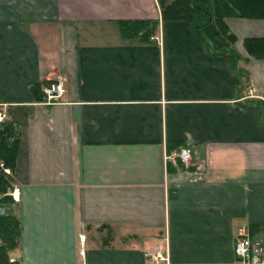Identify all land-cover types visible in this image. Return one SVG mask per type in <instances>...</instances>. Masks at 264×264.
I'll list each match as a JSON object with an SVG mask.
<instances>
[{"label":"crops","instance_id":"obj_1","mask_svg":"<svg viewBox=\"0 0 264 264\" xmlns=\"http://www.w3.org/2000/svg\"><path fill=\"white\" fill-rule=\"evenodd\" d=\"M210 1L236 42L165 21L160 0H0L21 264H238L241 229L264 242V58L244 46L264 18ZM144 19L157 33L126 39L120 21ZM51 82L65 92L46 104ZM186 144L196 181L167 158Z\"/></svg>","mask_w":264,"mask_h":264},{"label":"trees","instance_id":"obj_2","mask_svg":"<svg viewBox=\"0 0 264 264\" xmlns=\"http://www.w3.org/2000/svg\"><path fill=\"white\" fill-rule=\"evenodd\" d=\"M226 15L246 18H264V0H220ZM165 21L185 20L193 23L201 33L202 28L211 22L218 27V35L232 43L237 36L231 32L223 18H214L210 0H160ZM122 34L126 39L140 38L148 41L159 29V21L153 19L122 20ZM246 50L257 58H264V37H248L244 40ZM41 85L33 87L39 93ZM19 132L10 121L0 123V194L1 203L13 202L10 192L13 189V173L16 170L19 153ZM172 168V167H171ZM7 169L11 173H7ZM173 169V168H172ZM8 202V203H7ZM21 222L14 214L0 216V264H21L11 261L12 254L20 244Z\"/></svg>","mask_w":264,"mask_h":264},{"label":"built area","instance_id":"obj_3","mask_svg":"<svg viewBox=\"0 0 264 264\" xmlns=\"http://www.w3.org/2000/svg\"><path fill=\"white\" fill-rule=\"evenodd\" d=\"M65 88L60 82H51L44 88V103L54 104L58 102L64 95ZM5 115L0 113V123L5 120ZM168 160L175 166L180 167V173L184 177V181H196L202 175L203 171L199 169H191L193 161V151L190 145H182L173 154L168 155ZM1 199V198H0ZM7 214L3 207H0V215ZM87 234L80 235V241L85 243ZM235 254L238 264H264V242L253 237L248 231L241 229L235 239ZM145 256L156 262L168 259V253L162 248L156 247L154 251H146ZM11 261H15L14 258Z\"/></svg>","mask_w":264,"mask_h":264},{"label":"rangeland","instance_id":"obj_4","mask_svg":"<svg viewBox=\"0 0 264 264\" xmlns=\"http://www.w3.org/2000/svg\"><path fill=\"white\" fill-rule=\"evenodd\" d=\"M8 170V169H7ZM11 173V172H10ZM1 195V194H0ZM2 198V197H1ZM8 203V202H7ZM13 202H11V203H8V204H4V203H1V199H0V207H3L4 209H5V212L7 213V214H5V215H8V212L10 213L11 211H9L8 210V207L12 204ZM0 216H2V215H0ZM260 240V239H259ZM261 242H263L262 240H261ZM16 256V255H15ZM12 257H14V256H12Z\"/></svg>","mask_w":264,"mask_h":264}]
</instances>
